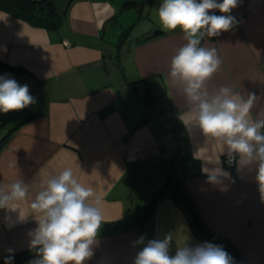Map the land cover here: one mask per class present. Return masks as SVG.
<instances>
[{
	"label": "crops",
	"instance_id": "crops-1",
	"mask_svg": "<svg viewBox=\"0 0 264 264\" xmlns=\"http://www.w3.org/2000/svg\"><path fill=\"white\" fill-rule=\"evenodd\" d=\"M125 1L70 0L58 9L63 23L53 29L0 8V75L27 84L37 101L0 112V184L20 175L31 181L41 168L71 167L102 200L104 223L86 264H132L142 247L134 245L140 236L147 242L172 233V255L185 242L204 243L170 197L158 201L140 226L150 193L173 171L207 228L221 234L246 264H264V201L255 171L237 173L224 163L235 183L226 191L206 183L201 163L192 158L195 141L176 118L167 72L186 43L183 34L162 29L157 12L163 0ZM230 14L237 21L231 30L202 41L215 47L223 62L211 85L254 92L261 98L254 111L264 110V0H240ZM155 29L161 33L148 37ZM140 79L151 104L173 113L174 126L152 117L143 86H128ZM158 120L172 139L156 128ZM12 161L17 168L9 167ZM36 226L0 209V260L29 249L28 233ZM35 256L25 254L12 264H29Z\"/></svg>",
	"mask_w": 264,
	"mask_h": 264
},
{
	"label": "clouds",
	"instance_id": "clouds-1",
	"mask_svg": "<svg viewBox=\"0 0 264 264\" xmlns=\"http://www.w3.org/2000/svg\"><path fill=\"white\" fill-rule=\"evenodd\" d=\"M239 3L163 0L157 15L163 30L179 29L186 41L170 60L167 92L170 98L175 96L177 120L195 141L192 158L201 163L205 182L222 191L235 183L223 166L226 160L237 173L255 171L264 201V110L254 111L261 98L254 92L236 91L232 85H211L223 62L215 47L202 45L205 37H217L237 24L230 13ZM36 102L27 84L0 75V112L20 111ZM9 167L17 168V161ZM101 205L94 188L82 184L71 167L41 168L31 181L20 175L0 184V209L15 213L20 223L32 220L37 225L28 233L29 247L36 251L29 264H86L95 254L104 223ZM172 241V233L147 242L140 236L134 245L142 247L132 264H235L221 245L210 242L195 246L185 242L172 255ZM13 258L10 255L5 264H12Z\"/></svg>",
	"mask_w": 264,
	"mask_h": 264
},
{
	"label": "trees",
	"instance_id": "trees-1",
	"mask_svg": "<svg viewBox=\"0 0 264 264\" xmlns=\"http://www.w3.org/2000/svg\"><path fill=\"white\" fill-rule=\"evenodd\" d=\"M129 3H134V0H126L123 2V4ZM0 8L26 20L35 26L53 29L57 28L63 23V16L60 14L54 0H0ZM160 33L161 30L155 29L148 37L155 36ZM126 35V31L122 32L117 42L121 43ZM136 85L143 86L145 100L149 103V105L151 103L154 104L152 96H150L146 90L145 79L128 83L129 87H135ZM152 104L150 107L153 108V110H155V112H157L158 115L164 119V121L170 122L173 126L176 124V119L171 111L166 110L165 107L159 104L158 107H155V105ZM176 133H179V131H176ZM167 197L172 198L176 203L182 206L190 220V223L204 242L221 245L224 250L227 251L234 259L235 264H246L243 258L235 253L233 246L224 237H222L221 234H214L207 228L205 223L202 221L197 209L195 208L193 201L185 191L184 185L182 183V177L176 176L173 171L168 174L161 185H159L150 193L147 201V210L140 219V223L144 221V218H148L152 214L158 201ZM144 224L145 222L141 223L140 226H144ZM25 254L35 255L36 251L29 248L27 250L18 252L15 256H13L14 258L12 262L23 258ZM5 259L0 260V264H5Z\"/></svg>",
	"mask_w": 264,
	"mask_h": 264
},
{
	"label": "rangeland",
	"instance_id": "rangeland-1",
	"mask_svg": "<svg viewBox=\"0 0 264 264\" xmlns=\"http://www.w3.org/2000/svg\"><path fill=\"white\" fill-rule=\"evenodd\" d=\"M68 1H70V0H55V2H56V4H57V7H58V9H59L60 11L62 10V6H63V5H66V3H67ZM141 101L144 102L142 99L140 100V102H141ZM158 103H159V101H158ZM150 109H151V107H150V105L148 104V105H147V110H149L150 113L152 112V114L154 113V115H152V117L155 116V119H156V118H160L157 112L153 111V109H151V110H150ZM156 124H157L156 128H157L158 130H163V132L166 133L167 138L172 139V137H170V135H171L170 130H169L167 127H165V125H164L160 120H158V122H157ZM168 134H169V135H168Z\"/></svg>",
	"mask_w": 264,
	"mask_h": 264
},
{
	"label": "built area",
	"instance_id": "built-area-1",
	"mask_svg": "<svg viewBox=\"0 0 264 264\" xmlns=\"http://www.w3.org/2000/svg\"><path fill=\"white\" fill-rule=\"evenodd\" d=\"M212 11H214L215 12V14L218 12V10H212ZM210 14H211V12H210ZM63 43L64 44H68V42L67 41H63ZM228 167H231V166H229L228 164H227V162H226V160H225V162H224Z\"/></svg>",
	"mask_w": 264,
	"mask_h": 264
}]
</instances>
